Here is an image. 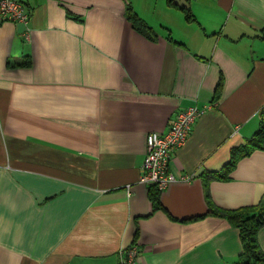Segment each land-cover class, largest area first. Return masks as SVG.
Segmentation results:
<instances>
[{"label":"crops","instance_id":"1","mask_svg":"<svg viewBox=\"0 0 264 264\" xmlns=\"http://www.w3.org/2000/svg\"><path fill=\"white\" fill-rule=\"evenodd\" d=\"M126 1L25 0L27 23H0V264H118L132 243L138 264H236L242 252L207 199L263 205L264 149L228 180L201 173L259 127L264 0H174L191 20L167 0H129L155 40L132 28ZM191 104L205 110L169 160L190 179L159 190L156 208L140 181L146 134ZM257 239L264 251V224Z\"/></svg>","mask_w":264,"mask_h":264},{"label":"trees","instance_id":"2","mask_svg":"<svg viewBox=\"0 0 264 264\" xmlns=\"http://www.w3.org/2000/svg\"><path fill=\"white\" fill-rule=\"evenodd\" d=\"M18 1L27 5L25 0ZM167 2L168 4L179 8L184 13L186 19H193V15L186 5L178 4L174 2V0H167ZM124 16L130 22L132 28L146 38L150 40H155L157 38V32L135 11L129 0L125 3ZM262 30L264 34V28ZM168 38L172 37L168 36ZM17 64H29V60H22ZM219 85L220 83L217 84L216 91L218 90ZM259 118V127L256 130L254 137L247 140L244 144L233 147L230 150L229 159L224 163L220 170L204 171L201 173L205 185H207L210 179L228 180L230 178V172L240 158L249 155L254 149H264V106L259 111ZM149 188V197L152 200L154 207L157 208L162 206L159 200V189L156 185H150ZM206 195L208 196L207 193ZM207 204L209 213L226 219L239 230L242 252L239 254L235 263L264 264V251L261 249L257 239V232L264 224V204L241 206L234 209H220L214 206L209 198L207 199Z\"/></svg>","mask_w":264,"mask_h":264},{"label":"built area","instance_id":"3","mask_svg":"<svg viewBox=\"0 0 264 264\" xmlns=\"http://www.w3.org/2000/svg\"><path fill=\"white\" fill-rule=\"evenodd\" d=\"M29 9L18 0H0V23L11 20L27 23ZM27 37V35H26ZM205 106L188 105L179 110L168 125L165 132L156 130L146 134V151L141 167L140 181L156 185L161 190L173 181H188L189 175H175L169 170L171 152L182 145L195 119L204 112ZM140 248L137 244H129L121 248L118 264H138Z\"/></svg>","mask_w":264,"mask_h":264},{"label":"rangeland","instance_id":"4","mask_svg":"<svg viewBox=\"0 0 264 264\" xmlns=\"http://www.w3.org/2000/svg\"><path fill=\"white\" fill-rule=\"evenodd\" d=\"M150 5H153V4H150Z\"/></svg>","mask_w":264,"mask_h":264}]
</instances>
